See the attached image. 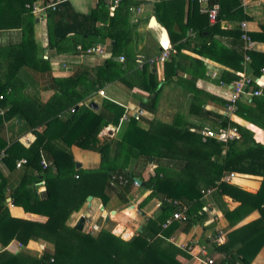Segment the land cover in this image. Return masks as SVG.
I'll use <instances>...</instances> for the list:
<instances>
[{
	"label": "trees",
	"instance_id": "obj_1",
	"mask_svg": "<svg viewBox=\"0 0 264 264\" xmlns=\"http://www.w3.org/2000/svg\"><path fill=\"white\" fill-rule=\"evenodd\" d=\"M33 1H29V5H32ZM47 1L45 0V3ZM188 2L189 9L185 12L184 0H160L159 3H155L154 16L157 23L167 32L170 43L178 51L196 45L198 37L206 40L205 44L201 45L204 49L209 46V50H214L218 36L227 35L221 29V21L237 10L241 6V1L221 0L217 19L213 24L209 22L207 15L199 12L195 1L188 0ZM139 5V1L122 0L114 8L113 15L109 16V5L100 0L96 9L89 14L77 15L72 11L68 1L63 0L54 12H49L47 17L50 23L49 46L52 47L53 42L55 47L58 46L70 33L82 37L80 46L83 49L108 39L110 59L93 69V75L90 71H79L67 79L51 78V83L61 91L62 97L50 100L44 109L37 111L33 108L23 110L14 107L5 111L9 96L8 85L0 83V141L2 142L0 146L5 147L2 138L4 123L16 114L25 118L32 127L44 126L42 132H36V139L28 148L17 142L6 146L5 152L13 159V167L20 159H26L27 164L19 185L11 189L8 195L0 185V245L6 247L10 242L17 241L21 246L26 247L30 241L42 239L53 247L52 253L44 251L39 257L32 256L25 249L16 254L2 252L0 264H180L176 259L178 249L168 241L180 225L175 222L166 230L160 226L164 219L178 211L177 207L167 201L175 202L185 198L193 202L185 212L186 219L182 221L183 231L188 232L193 224L205 218L208 209L205 208L202 198L208 191H217L240 203L236 210L224 213L230 225L251 211L258 210L260 213L257 220L231 231L225 243L215 247V250L224 256L220 264H251L264 246V146L253 140L249 130L229 121L225 116L214 115V118L222 127L228 124L235 126L239 138L229 142L224 156L221 155L224 148L222 143L214 139L202 142L198 132L180 130L175 122L172 124L160 122V126L157 127L158 122L151 121L150 128L142 130L137 126V119L130 118L122 139L116 143L119 154L117 164L94 170H75L76 163L70 153V147L76 146L82 150L100 152L109 144L99 141L100 132L108 126L118 127L125 115V109L111 101H103L99 111L83 105V101L92 93L98 92L107 81L119 78L126 82L124 76H115L113 72L117 69L123 75L124 71L129 69V63L132 60L136 61L135 53L129 46L132 32L127 27V21L130 8ZM26 12L29 18L25 29H32L35 19L29 9H26ZM65 13L68 14V25L67 21L63 23ZM185 17L186 23L183 21ZM195 18L199 21V32L197 37L192 39L189 32L194 31ZM98 22L102 23L99 27L96 26ZM176 29L178 31H175ZM57 31L59 34L61 32L58 39L54 38ZM52 34L53 38L50 37ZM172 35H176L177 41L181 38L185 41L177 44L176 40H172ZM234 35L240 39L241 45L240 51L234 54L235 66L232 70L240 71L244 56L240 29L234 31ZM249 36L253 42L264 44V20L260 30L249 33ZM197 52L202 56L206 55L202 51L199 52V49ZM120 56L124 57V62L115 63L114 59L118 58L119 61ZM249 56L251 61L249 66L253 75L258 77L261 68L264 67V54L251 51ZM23 58L26 57L21 58L22 62H24ZM149 67L144 63L140 68L143 81L141 88L149 94L146 110L153 113L161 89ZM177 70L178 66L175 63L172 65V75ZM224 73L229 74L228 78L224 76L221 78L225 83L236 79L234 73L232 75L226 71ZM167 74L165 83L170 79ZM193 93V99L204 94L197 89ZM251 103L256 104L258 108L264 107V98L252 100ZM64 109L69 112L67 117L62 116ZM189 112L194 116L198 114L204 117L213 116L196 102L191 105ZM237 116L240 117L238 111ZM249 122L255 121L250 117ZM56 138L60 140V145L53 144V139ZM177 141H185L188 146L177 147L174 144ZM131 157L144 159L143 171L145 170L147 176L128 169ZM42 158L51 162L52 166L43 169L40 164ZM152 158L156 160L178 158L186 164L182 170L175 171L151 166L149 161ZM231 172L262 177L260 189L256 194H250L223 182L222 178L225 174ZM113 174L124 176L128 179V184L125 187H110L108 182ZM134 178L140 181L138 188L150 190V194L140 205L152 199L158 200L161 203L162 217H159V220L146 218L143 229L132 240L124 241L105 229L100 230L96 236H91L76 227L67 226L71 214L78 212L89 196L100 199L102 205L107 207L112 192H116L118 197L122 198V204H127L126 195L134 188ZM39 182L45 185V191L40 199H34L31 195L32 188ZM7 198L14 206L22 207L26 213L44 216L47 221L39 223L12 218L5 205ZM124 231L123 227H119L116 233L119 235ZM125 234L129 236L130 232L127 231Z\"/></svg>",
	"mask_w": 264,
	"mask_h": 264
},
{
	"label": "crops",
	"instance_id": "obj_2",
	"mask_svg": "<svg viewBox=\"0 0 264 264\" xmlns=\"http://www.w3.org/2000/svg\"><path fill=\"white\" fill-rule=\"evenodd\" d=\"M29 1L31 0H0V83L8 85L9 93L4 108L5 111L14 107H20L23 110L28 108H33L37 111L42 110L50 100H57L62 97L61 91H58L57 87L51 83V78L67 79L79 71H90L91 75H93V69L110 59L109 53L106 57H101L87 56L79 52L77 47L80 46L82 37L74 33H70L58 46L55 47L54 42V47L49 46L48 26L50 23L47 19L48 16L40 19L32 15L35 19L34 26L32 29H25L29 18V14L26 12V6L30 4ZM67 1L71 5L74 14L86 15L96 9L100 0ZM135 1H139L140 5L131 7L134 10L129 13L127 27L132 32L129 46L135 53L136 61L132 60L129 63V69L124 71L123 75L117 69L113 72L115 76H124L123 79L126 82L119 80V78L107 81L100 89L104 91L105 97H101L98 92H95L83 101V105L96 104L98 107L96 111L100 110L103 101H111L123 107L125 115L120 120L118 127L108 126L105 130H102L99 140L103 142L102 136H105L106 132H111L107 140L111 141V144L109 143L100 152L82 150L76 146L70 147L73 160L76 164H80L79 169L81 170L107 168L109 165L117 164L119 162V154L116 150V143L121 140L127 130L128 120L135 118V116L139 117L136 120L137 126L142 130H148L153 118L162 116L161 114H164V116L168 114L169 119L164 124L175 122L180 130L199 132L203 129L215 130L219 128V121L214 118V115L224 116V107L234 81L225 83L221 78L222 76L228 78L229 74H225V71L231 73L230 75L234 73L235 76L239 72L232 70V67L235 66L234 54L240 51L241 45L240 39L234 35V31L239 30L241 21H245L249 33L258 32L264 20V0H240L241 6L221 21V29L227 35L218 36L214 43V50H209V46L204 49L201 45L205 44L206 40L198 37L196 38V45L193 44L178 51L170 43L167 32L159 26L155 19L154 5L159 3L160 0ZM184 1L186 4L184 7L185 12V10L189 9L187 8L189 2L188 0ZM215 1L220 5L221 0ZM33 3L42 5L45 0H34ZM196 12L199 14L198 11ZM67 15V13L63 15V23L67 21ZM112 15L113 12H109V16ZM183 21L186 23V17ZM101 25L102 23L100 22L96 24L97 27ZM193 30L189 32V36L195 39L199 32V21L197 18H195ZM175 31H178V29ZM57 32L54 34L56 39L61 34V32L60 34L59 31ZM175 36L172 35V40L174 41L176 40ZM50 37L53 38V34ZM104 41L109 45L108 39ZM184 41L181 38L178 41L176 40V43H183ZM254 43L252 51L264 54V44ZM165 49H173L175 51V53L170 55L168 61L148 65L161 89L156 108L151 113L146 110L149 94L141 88L143 81L140 65L143 61L145 63V61ZM197 49L206 55L202 56L197 52ZM27 55H29L28 58ZM23 56L26 57L23 58L24 62L21 59ZM114 61L117 64L122 63L118 61V58H115ZM175 63H177L178 70L172 75V65ZM241 67L243 68L242 63ZM246 69L248 74L253 75L250 66ZM166 74L170 76L168 83H165ZM90 78H93V76H90ZM261 78L262 82H264V75ZM195 89L204 93L196 98L198 100L193 99V91ZM257 99L259 98L243 97L238 103L237 111L240 117L237 116L236 112L232 122L249 130L252 133L253 140L264 146V107L258 108L256 104L251 103L252 100L255 101ZM194 102L201 104L202 109L213 116L192 115L189 111ZM250 103L252 107L249 106ZM65 110L62 112L63 117H67L69 114L68 110ZM140 110H142L141 113H139ZM27 114H29V111ZM250 117L255 122H249ZM159 123L157 127L160 126ZM154 127L156 128V124H154ZM43 130L44 126H30L20 114H16L4 123L2 138L5 142V147L0 146V185L4 187L3 191L5 190L6 195L10 193L11 189L19 185L26 170V166L20 169L12 166L13 159L5 152L6 146L17 142L28 148L35 141L36 132H42ZM186 143L185 141L174 142L177 147L188 146V143ZM0 144H2L1 141ZM53 144L60 145L61 142L56 138L53 139ZM149 164L154 167L160 166L180 171L186 163L178 158H160L157 160L152 158ZM128 169L130 170V168ZM143 169L144 163L136 174L141 173L147 176ZM75 170L78 169L75 167ZM233 173L235 177L227 184L236 186L250 194L258 192L262 177ZM32 189L33 194L31 195L33 198L40 199L41 194L45 191V185L42 182L35 183ZM149 194V189L132 188L131 192L126 195L127 203L130 206L125 207L126 204L121 202L122 198H119L116 192H112L105 210L108 215L112 211H115V214L111 215L112 217L114 216V219L109 217L107 222L105 218H102L100 212L101 200L92 197V200L86 201L78 212L71 214L67 220V226L76 227L81 218L83 221L91 218L98 222L100 230L105 229L116 233L117 228L123 227L125 231L119 235H122L124 241H130L137 236L139 233L138 229L140 231L143 229L142 224L146 218L159 220V217H162L161 203L158 200L152 199L154 202L145 204V210L137 208ZM8 199L5 200V205L12 218L39 223L47 221L44 216L26 213L22 207L14 205L10 207L7 204ZM202 202L205 208L208 209L205 218L193 224L188 232L183 231L184 225L182 221L176 222L180 225V228L176 229L168 240L178 249L176 259L180 264H202L201 261L203 259H210L214 264H220L224 256L215 250V247L219 245L215 243V238L219 233L223 234L222 244H224L228 233L260 217L258 210H254L230 225L229 221L224 217V213L236 210L240 206L238 201L217 191H208L203 195ZM192 204V201L185 198L176 201L177 208L183 212H186ZM127 231L130 232L129 236L125 234ZM82 232H87L84 224ZM85 234L89 235L88 233ZM23 249L31 253L32 256L37 257L42 255L44 251L53 252L52 245L42 239L30 241L26 247L21 246L17 241L10 242L6 247L0 245V253L16 254ZM251 264H264V246Z\"/></svg>",
	"mask_w": 264,
	"mask_h": 264
},
{
	"label": "built area",
	"instance_id": "obj_3",
	"mask_svg": "<svg viewBox=\"0 0 264 264\" xmlns=\"http://www.w3.org/2000/svg\"><path fill=\"white\" fill-rule=\"evenodd\" d=\"M109 5V12H113L114 8L117 7L122 0H103ZM195 1L198 4L199 12L208 16V20L211 24L216 22L220 6L218 2H213L215 0H190ZM63 0H48L46 3L40 5L33 3L32 5H27L26 8L30 10L31 14L34 17H38L40 19H44L49 15V12H54L56 7L61 4ZM133 8H130L129 11H133ZM239 29L241 32V40L243 42V60L242 65L243 68L241 71L236 73V79L232 82L231 92L227 97L226 104L224 107V116L232 122L234 115L238 110V103L243 97L250 98H264V82H262L261 76L264 75V67L261 68L260 74L261 76L255 77L247 73V67L250 65V56L249 52H251L254 48L255 43L251 40L249 36V31L247 27V23L245 21H241L239 25ZM108 44L105 41H98L93 45L83 49L81 46L77 47L78 51L89 56H101L106 57L108 54ZM175 53L173 49H165L161 51L158 55L150 58L148 61H145L148 65H154L157 63H164L169 60L170 55ZM120 62H124V57H119ZM144 64V61L141 63L140 68ZM98 95L101 97H105L104 91L99 90ZM135 119H138V116H135ZM199 135L201 136L202 142H206L208 139H214L223 144L224 148L221 152V155L224 156L226 153L227 145L229 142L237 140L239 138L238 130L235 126L228 124L224 127L220 126L219 128L212 129H203L200 130ZM27 164L26 159H20L15 162V168L20 169ZM43 169L52 166L51 162L46 161L42 158L40 162ZM235 177L234 173H226L222 178V181L225 183H229ZM128 184V179L122 175L113 174L109 179L110 187H125ZM134 187H138V183L134 181ZM167 203L173 204L175 207V202L167 201ZM7 204L12 207L13 204L10 199H8ZM178 209V208H177ZM185 212L178 211L172 213L171 216L164 219L161 223V228L163 230L168 229L173 223L181 222L186 219ZM83 224L87 228V232L89 235H94L99 231V227L94 222L92 223L90 220H85ZM216 244L223 243V234L219 233V235L215 238ZM202 264H214V262L210 259H203Z\"/></svg>",
	"mask_w": 264,
	"mask_h": 264
},
{
	"label": "rangeland",
	"instance_id": "obj_4",
	"mask_svg": "<svg viewBox=\"0 0 264 264\" xmlns=\"http://www.w3.org/2000/svg\"><path fill=\"white\" fill-rule=\"evenodd\" d=\"M162 116H157L156 118H153V121L154 122H163V123H166L165 121H168V114H166L165 116H164V114H161ZM105 130V129H104ZM102 133V131L100 132V134ZM99 134V135H100ZM109 134H111V132L110 133H108V132H106V134H105V136H102V139L104 140L103 142H105V143H110L111 144V141L109 142V141H107L108 139H109ZM98 139H99V136H98ZM122 139V138H121ZM100 141V140H99ZM101 142V141H100ZM102 143V142H101ZM143 163H145V161H144V159L143 158H140V157H138V158H136V157H131L130 159H129V166H128V168H130V170L132 171V172H134V173H138L139 171H140V169H141V166H142V164ZM108 185H109V182H108ZM135 189H138V187H134ZM204 195V194H203ZM134 200H135V198H134ZM134 200H132L133 202H134ZM153 200H150V201H148L147 203H145V204H148L149 202H152ZM154 202V201H153ZM145 204H143V206H140V204L137 206V208L140 210V209H143V210H145V207H144V205ZM128 206H130L129 205V203H127L126 205H125V207H128ZM108 214V213H107ZM101 215H102V213H101ZM110 217L112 218V219H114L111 215H110ZM102 218H104L103 217V215H102ZM92 223H96L97 224V226L99 227V231H100V226H99V224H98V222L97 221H94L93 219H91V218H88ZM145 221V220H144ZM144 221H143V224H144ZM142 224V225H143ZM114 230V229H113ZM98 231V232H99ZM97 232V233H98ZM86 233V232H85ZM97 233H95L94 235H92V236H96L97 235ZM112 233H113V231H112ZM114 234V233H113ZM115 235V234H114ZM117 237H119V238H121L122 240L124 239L123 237H122V235H116Z\"/></svg>",
	"mask_w": 264,
	"mask_h": 264
},
{
	"label": "water",
	"instance_id": "obj_5",
	"mask_svg": "<svg viewBox=\"0 0 264 264\" xmlns=\"http://www.w3.org/2000/svg\"><path fill=\"white\" fill-rule=\"evenodd\" d=\"M89 107H90L91 109L95 110V111H96L97 108H98L97 105L94 104V103H91V104L89 105ZM141 112H142V110L139 111V113H141ZM76 168H77V169L80 168V164H79V163L76 164ZM133 180H134L136 183H138V185H140V181H139L138 179L134 178ZM91 200H92V197L89 196V197L87 198V202H89V201H91ZM100 212L102 213V215H103V217L105 218V221H106V222L109 220L110 215L115 214V211H112V212H110V215H108V214H107V211L105 210V207H104L103 205L100 207ZM83 222H84V221H83L82 218L78 221V224H77V226H76V228H77L78 230H82ZM138 232H140V229H138ZM114 234L117 235L115 232H114Z\"/></svg>",
	"mask_w": 264,
	"mask_h": 264
}]
</instances>
